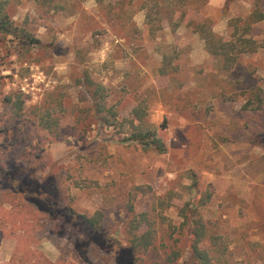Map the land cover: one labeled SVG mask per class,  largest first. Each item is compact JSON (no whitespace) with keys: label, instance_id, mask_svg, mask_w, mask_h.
Masks as SVG:
<instances>
[{"label":"rangeland","instance_id":"374dc122","mask_svg":"<svg viewBox=\"0 0 264 264\" xmlns=\"http://www.w3.org/2000/svg\"><path fill=\"white\" fill-rule=\"evenodd\" d=\"M183 3L0 0L17 33L0 31V264H118L143 212L136 264H193L185 221L213 264H264V19L225 69L196 28L236 40L255 0ZM136 107L166 152L126 140ZM29 177L48 211L12 192L36 194Z\"/></svg>","mask_w":264,"mask_h":264},{"label":"trees","instance_id":"16d2710c","mask_svg":"<svg viewBox=\"0 0 264 264\" xmlns=\"http://www.w3.org/2000/svg\"><path fill=\"white\" fill-rule=\"evenodd\" d=\"M155 3H159L161 0H153ZM183 5H185L183 2L190 1V0H179ZM264 0H255V10L251 14V16L245 21V31L240 36V38H237L236 40H227L223 38L221 35L217 34L215 31H213L210 24L203 22L200 23L196 30L200 33L202 38L206 42V49L209 53L213 54L219 60L222 62L223 67L225 69H231L235 66L237 63L238 58L240 57L241 53L243 52H256L259 48V43L256 39H254L251 36H247V34L250 33L251 26L254 22L260 21L264 19V13L260 9L262 2ZM4 7L0 5V31L4 32L5 34H13L16 35V30L13 28V24L10 21V16L7 12H3ZM147 20L149 23H152V8H147ZM175 26H178L179 23H175ZM234 23L231 22V26L234 27ZM237 33V32H236ZM237 35V34H236ZM30 42L37 41L31 38ZM236 43V41H238ZM8 101H11V98L9 97L7 99ZM100 103L94 104V112L98 113L100 111ZM116 116V114H114ZM106 121L109 123L111 122L109 119L106 118ZM130 124L133 126V128L136 130L134 131L129 137L126 138V140L130 142H135L139 144L144 150L149 149H155L160 153L166 152L167 147L164 142V140L158 136L157 130L152 128H147L145 126L146 122L144 120V115L140 108L136 107L133 111V118L130 120ZM27 184H31L34 186V190L36 194H30L28 193L25 188L18 187L17 190H14L12 192L21 194L23 196V199L26 202L33 203L35 206H37L40 210L48 211L49 207L43 208L42 206V196L40 195L41 191H39L40 187L43 190H47L44 185V183H38V180H30V177L26 180ZM5 189V188H4ZM12 189V187H11ZM10 190V189H9ZM49 191V190H48ZM72 212V209H71ZM100 214V213H97ZM94 214L93 216H88L87 214H77L78 218H81L84 222V224L87 226L89 232L91 230L95 240L98 242L96 245V248L100 247L101 245H104V241L100 242V238L105 240L106 233L102 231L100 228L102 226L101 220L102 217L100 215ZM148 217V212H143L139 214V217L141 218L139 220V223L137 225H134V219H130L126 224V229L128 233H132L133 237L129 239L127 246H123L120 250V258L117 259L118 264H136L138 263V251L143 249L144 251L148 250L150 247H152L154 243V236H153V230H152V224H148V228L145 231L140 230V223L142 221H146L145 217ZM70 219V218H69ZM71 220V219H70ZM184 232H189L191 234L190 242V249L191 254L194 258L193 264H213L210 254L206 249H203L200 247V242L202 241V237L204 234V225L199 224V222H196L194 225H192V228L189 227L188 221H185L181 225ZM138 230V231H136ZM110 249H114V244H110ZM112 251V250H111ZM174 255L178 256V253H175ZM169 258L172 262H174V258H171L169 255ZM137 260V261H136ZM17 264H42L41 260H32V261H23L22 263L18 262Z\"/></svg>","mask_w":264,"mask_h":264}]
</instances>
